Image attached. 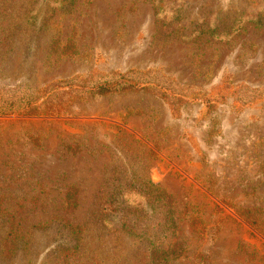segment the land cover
Segmentation results:
<instances>
[{"label": "rangeland", "instance_id": "374dc122", "mask_svg": "<svg viewBox=\"0 0 264 264\" xmlns=\"http://www.w3.org/2000/svg\"><path fill=\"white\" fill-rule=\"evenodd\" d=\"M161 7L163 21L150 0H0V103L27 93L41 102L47 86L128 72L168 80L186 96L171 101L143 85L0 115V264H152L149 243L123 230L120 212L126 199L142 215L152 206L121 191L108 203L134 178L174 203L175 232L156 242L186 245L170 264H264V0ZM204 20L220 40L167 33ZM253 207L263 220L256 228L238 211Z\"/></svg>", "mask_w": 264, "mask_h": 264}, {"label": "trees", "instance_id": "16d2710c", "mask_svg": "<svg viewBox=\"0 0 264 264\" xmlns=\"http://www.w3.org/2000/svg\"><path fill=\"white\" fill-rule=\"evenodd\" d=\"M154 9L156 10V17L158 20L163 21V17L160 16L159 12L161 11V3L162 0H150ZM62 2V0H61ZM178 17H173V21H176ZM237 24L243 23V20L239 17L232 22L231 27L229 26V32H225L229 34H235V27H239ZM186 24H176L174 27L170 24L169 28H167V33L172 36L175 40L192 42V43H201L204 42L205 45L210 43L213 39L220 40L222 33L219 32L218 27L216 26L214 29L210 27L208 22H204L196 26L190 33L186 31ZM95 82L92 84H88L83 87H76L73 84V80L66 81L57 86L54 90L51 86H47L44 88L43 93L47 96L48 99L61 98V104L68 103L72 97V95H82L83 93H89L91 96H104L110 93H122L133 90H139L143 85H153L161 91L164 95H166L165 91H169L167 97L171 101L180 102L184 97L182 94L178 93L175 90L174 85L170 81L161 80V78L156 81L154 79L148 80L139 77L137 73H124L115 75L112 78H104L94 79ZM156 82V83H155ZM152 83V84H151ZM169 84V85H168ZM143 88V87H142ZM188 89V88H187ZM194 89V88H193ZM193 95L192 92L188 94ZM181 97V98H180ZM188 97V96H187ZM45 99L44 101L39 102L38 99L32 94L27 93L26 96H16L13 100H7L0 103V115H36L39 112L50 111L51 102ZM175 104L172 103V107ZM58 109V108H56ZM55 109V110H56ZM53 112V111H51ZM132 184L121 190L119 185L115 186L113 189V193L108 198L109 205H114L115 200L118 198H123L124 193L126 195H137L147 200V205L152 206L151 212L144 213V210L137 205H129L127 199L121 201L123 205L121 212V218L123 220V230L128 234L132 235H140L139 237L146 242L149 243L151 247L150 256L152 264H170L172 261H175L183 256L185 253L186 245L182 242L176 243L171 249L163 250L160 248V245H157V240L161 235H163L164 231L167 232L169 229L171 230V234L173 235L176 228V222L178 218H175V206L173 201L167 197L162 190L159 189L158 186L152 185L146 179H132ZM120 189V190H118ZM118 190V191H116ZM122 192L123 195H116L119 192ZM154 204L160 205V210L162 213V218L153 223L154 214L156 213ZM255 207L253 208H238L240 215L248 222L249 225L256 228L259 227L263 220H258L256 218ZM113 210V209H111ZM125 213V214H123ZM264 218V216H263ZM190 225L192 228L196 229L198 225H201V222L198 219H190ZM157 227L156 231L152 229V227ZM204 232L203 228H200L198 234H202Z\"/></svg>", "mask_w": 264, "mask_h": 264}]
</instances>
